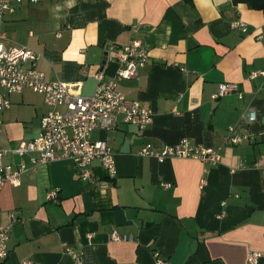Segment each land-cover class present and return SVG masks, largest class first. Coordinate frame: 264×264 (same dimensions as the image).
I'll use <instances>...</instances> for the list:
<instances>
[{
    "label": "crops",
    "instance_id": "1",
    "mask_svg": "<svg viewBox=\"0 0 264 264\" xmlns=\"http://www.w3.org/2000/svg\"><path fill=\"white\" fill-rule=\"evenodd\" d=\"M3 30L10 44L41 54L37 66L48 80L81 81L84 95L96 91L97 71L116 77L123 47L140 39L149 62L115 80L153 121L93 133L115 151L113 178L99 160L84 180L70 159L36 165L25 157L20 183L0 189V227L10 213L17 217L0 264H155L156 252L166 264H249L252 251L263 253L264 264V75L251 78L264 71V0H40L6 13ZM224 82L240 93L216 98ZM11 101L0 149L40 135L48 110L29 88ZM230 126L249 138L226 142ZM184 137L219 149L221 162L139 153ZM22 159L8 153L4 163ZM55 188L59 202L47 199ZM115 230L128 240H113Z\"/></svg>",
    "mask_w": 264,
    "mask_h": 264
},
{
    "label": "built area",
    "instance_id": "2",
    "mask_svg": "<svg viewBox=\"0 0 264 264\" xmlns=\"http://www.w3.org/2000/svg\"><path fill=\"white\" fill-rule=\"evenodd\" d=\"M40 0H0V136L3 131V111L11 106V96L29 88L43 95L48 110L41 119L40 135L23 141L11 149H0V189L7 182L19 184L22 174L27 168L25 157L33 164L70 159L78 169L81 179H92V163L99 160L110 177L117 175L115 151L105 139H95L93 133L97 130L108 131L116 128L121 122L133 123L145 128L153 121L152 111L139 99H132L117 89L115 78H131L139 68L145 66L150 59L149 50L140 39L132 41L123 47L117 60L120 69L116 77H108L103 70L97 71L96 91L91 95L81 93L83 82H66L60 79L48 80L38 66L40 53L26 45H15L8 42L3 30L6 13H13L17 5L22 3H37ZM244 31L247 25L243 21L235 23ZM261 38V36H260ZM264 75L258 70L251 73V78ZM238 91L237 83L224 82L219 85L215 97ZM256 117L254 109L249 112V120ZM235 126L227 130L226 142L240 143L248 139V135L234 134ZM8 153H16L24 159L14 167L4 163ZM139 153L152 156L159 161L168 157L193 158L211 165L221 162L222 154L219 149L205 147L194 139L182 138L175 145H168L162 150L155 149L151 144L143 146ZM164 187L171 183L162 182ZM47 199L59 202L57 188L47 192ZM9 222L0 227V259L5 260L9 255L7 241L9 231L16 220L10 213ZM115 241L128 240V237L115 230L111 236ZM132 239L129 238V240ZM76 261H82L79 252L69 249ZM262 252L252 251L248 255L249 264H259ZM23 264H32L25 261ZM155 264H166L160 252L155 253Z\"/></svg>",
    "mask_w": 264,
    "mask_h": 264
}]
</instances>
